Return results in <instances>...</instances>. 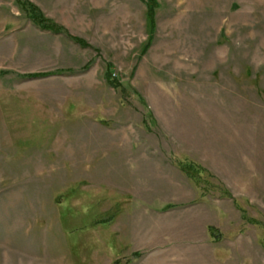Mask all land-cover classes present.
Wrapping results in <instances>:
<instances>
[{
	"label": "rangeland",
	"instance_id": "obj_1",
	"mask_svg": "<svg viewBox=\"0 0 264 264\" xmlns=\"http://www.w3.org/2000/svg\"><path fill=\"white\" fill-rule=\"evenodd\" d=\"M31 1L62 29L0 0V264H264V0Z\"/></svg>",
	"mask_w": 264,
	"mask_h": 264
},
{
	"label": "trees",
	"instance_id": "obj_2",
	"mask_svg": "<svg viewBox=\"0 0 264 264\" xmlns=\"http://www.w3.org/2000/svg\"><path fill=\"white\" fill-rule=\"evenodd\" d=\"M20 9H22L25 14L31 19L33 23L40 26L43 29H49L52 31H59L62 29V25L57 23L53 18L44 14V12L31 0H15ZM152 9V5L150 6ZM114 75V74H113ZM110 80L114 79L110 74L108 75ZM211 229V227H210ZM213 230V229H212ZM214 236L212 233H210Z\"/></svg>",
	"mask_w": 264,
	"mask_h": 264
}]
</instances>
